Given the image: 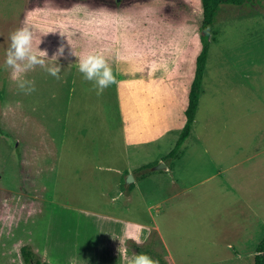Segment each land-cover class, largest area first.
Returning a JSON list of instances; mask_svg holds the SVG:
<instances>
[{"label":"rangeland","instance_id":"374dc122","mask_svg":"<svg viewBox=\"0 0 264 264\" xmlns=\"http://www.w3.org/2000/svg\"><path fill=\"white\" fill-rule=\"evenodd\" d=\"M22 24L48 58L63 47L57 60L78 67L77 57L99 51L114 75H130L132 83L121 77L126 85L143 79V132L128 133L119 117L124 89L111 84L98 95L77 69L56 79L36 66L24 74L35 91L21 92L4 49ZM200 24L197 0H0V264H24L23 246L40 264L41 252L48 264H67L74 257L67 249H77L79 212H111L114 189L125 184L120 172L159 163L169 172L160 182L141 183L143 195L132 191L131 205L160 206L154 220L173 226L166 243L174 264H228L222 260L233 253L243 257L239 264H253L264 236V2L217 12L189 136L178 161H160L184 126ZM60 85L73 93L70 109L85 117L80 125L112 131L111 148H53L51 155L34 144L22 118L44 124L57 109L61 121V99L49 102L52 94H67ZM93 135L96 147L108 142Z\"/></svg>","mask_w":264,"mask_h":264},{"label":"crops","instance_id":"0c3cea01","mask_svg":"<svg viewBox=\"0 0 264 264\" xmlns=\"http://www.w3.org/2000/svg\"><path fill=\"white\" fill-rule=\"evenodd\" d=\"M57 62L60 65L61 70H63L62 72L66 70L70 71L77 69L76 66L67 64L64 61L57 60ZM114 76L116 82L114 83L113 90L114 88H116L117 92L121 91L122 89H124L125 91V96L120 100V105H118L119 117H122L126 120L124 124L127 128L128 133L139 134L143 132V129H141L143 121L141 120L140 114L142 106L139 107V103L140 99H143L142 93L144 80H140L138 78L137 84L126 85V83L128 82H133V80L128 78L130 75L123 72L122 76L128 78L126 80V83H123V80L121 79L122 76L120 74H115ZM136 76L138 77L139 75ZM141 76H143V74H141ZM59 88L63 89V85H60ZM63 90L67 91V94L64 97H58L56 94H52L51 96H49V98H51V101L49 102L51 103L58 102L59 98L61 99L60 103L62 104L64 110L61 121L58 119V116L54 115V112H57V109H53V113L48 114L49 119L46 118L47 120H45L44 124L41 120H33L29 123L28 118H22V122H24L23 126L29 128L30 133L35 136L34 144L38 147L40 146V149L43 148L50 150L51 155H54V153L52 152L54 150L53 148H82L90 151L91 149L108 150L109 148H111L112 141L109 142V140L111 138L110 135L112 134V131L105 128L104 131L97 132L95 131V129L87 128L85 125H80V119L85 117L83 116L79 108L77 109V111L70 109L71 98L73 97V93L70 95V88L68 89L67 86V88ZM6 96L3 98V100L6 99ZM81 101H83V96L81 91H79L76 102L79 103ZM1 108L2 110L7 109V112H14L18 107L5 108L2 105ZM19 111L21 112L20 107L18 112ZM21 117L27 116L24 114V116ZM96 133H102L100 139L105 137L106 141H108L104 144L103 147H96L93 145L98 139L97 137H95V135H93ZM56 134H59L61 137L60 140L63 141L56 142ZM82 141H84V144L82 143ZM68 143H72V145L68 146ZM182 146L179 152L178 159L174 161H178L180 159ZM51 155H49L48 157H50ZM160 161L163 162L162 160ZM174 161H172L171 163H173ZM164 166V170L154 171L153 173L142 178L134 175L133 172L130 174L133 177L132 183L119 184L118 186H116V188L114 189L115 194L113 195L111 200L112 211L109 212L110 214L101 210L97 212L80 211L79 215L82 216L83 222L77 224V249H67L69 253H74V257H71L72 259L68 260L66 263L128 264V258L132 257L133 254L146 253L153 259H155L156 255H160L167 264H174L175 259L171 257V252L167 249L166 243L167 241H170V238L167 239L166 237L171 236V234L168 235L166 231L168 229H171L173 226L162 222H156L154 220L155 218H160V206H153L152 208H150L147 206L140 207L131 205V192L134 190H138L137 194L141 197V195H143L142 192H139V189L141 190V183L149 182L152 180L160 182L162 178L164 179L167 172H169L167 165ZM120 173H122V178L123 180H125L127 172L122 171ZM151 209L154 211L152 214ZM144 215H146V217H144ZM40 254L43 261L48 264L45 255L42 252ZM186 260L187 258L185 259V261ZM222 261H226V263L228 264H239L243 261V257L239 256V254L237 253H233L232 255L227 256L226 260ZM247 262H245L244 264H250Z\"/></svg>","mask_w":264,"mask_h":264},{"label":"clouds","instance_id":"9594fccd","mask_svg":"<svg viewBox=\"0 0 264 264\" xmlns=\"http://www.w3.org/2000/svg\"><path fill=\"white\" fill-rule=\"evenodd\" d=\"M6 45L4 63L11 70V77L16 81V87L24 94L35 91L34 81L27 79L24 74L36 66L45 68L52 77L60 78L61 67L57 57L63 55L64 48H58L52 57L48 58L45 50H39L38 46L36 49L33 48V32L29 26L22 24L21 27L10 32ZM75 64L78 65L77 71L82 74L83 79L93 82V88L98 95L116 82L112 68L99 51L77 57ZM128 264H159V262L146 253H139L129 257Z\"/></svg>","mask_w":264,"mask_h":264},{"label":"trees","instance_id":"16d2710c","mask_svg":"<svg viewBox=\"0 0 264 264\" xmlns=\"http://www.w3.org/2000/svg\"><path fill=\"white\" fill-rule=\"evenodd\" d=\"M84 2L87 0H75ZM201 7V24H200V43L201 48L195 60V68L193 78L189 87L187 95V106L184 112V126L169 153L163 158L164 162H171L178 159L179 151L184 141L189 136L191 126L193 124L195 114L197 111L199 98L201 94L203 75L205 72V65L209 44L212 36H214V22L216 14L221 7H243L258 5L264 0H197ZM155 165H147L139 168L134 172L138 177H145L154 172L152 169ZM19 255L24 264H40L35 254L27 246H23L19 250ZM155 259L159 264H167L160 255H156ZM46 264V263H43ZM253 264H264V236L259 244L256 246L253 255Z\"/></svg>","mask_w":264,"mask_h":264},{"label":"water","instance_id":"95a60500","mask_svg":"<svg viewBox=\"0 0 264 264\" xmlns=\"http://www.w3.org/2000/svg\"><path fill=\"white\" fill-rule=\"evenodd\" d=\"M165 168V166L163 165V163H159V165L154 169L155 171H159V170H161V169H164ZM133 182V177H132V175H127L126 176V179H125V183L126 184H130V183H132Z\"/></svg>","mask_w":264,"mask_h":264}]
</instances>
